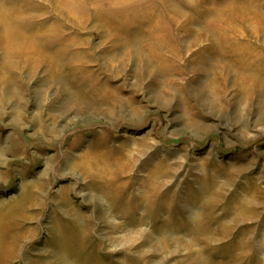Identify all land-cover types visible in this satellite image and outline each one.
Wrapping results in <instances>:
<instances>
[{
    "label": "rangeland",
    "instance_id": "374dc122",
    "mask_svg": "<svg viewBox=\"0 0 264 264\" xmlns=\"http://www.w3.org/2000/svg\"><path fill=\"white\" fill-rule=\"evenodd\" d=\"M0 264H264V0H0Z\"/></svg>",
    "mask_w": 264,
    "mask_h": 264
}]
</instances>
